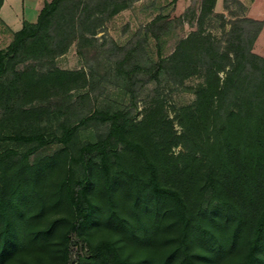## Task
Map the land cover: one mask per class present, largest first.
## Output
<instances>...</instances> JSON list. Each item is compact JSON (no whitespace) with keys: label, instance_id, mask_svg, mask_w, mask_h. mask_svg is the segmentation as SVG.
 Wrapping results in <instances>:
<instances>
[{"label":"trees","instance_id":"1","mask_svg":"<svg viewBox=\"0 0 264 264\" xmlns=\"http://www.w3.org/2000/svg\"><path fill=\"white\" fill-rule=\"evenodd\" d=\"M134 1H46L36 23L13 34L0 49V141L46 143L40 135H22L19 125L38 121L52 110L65 116L61 135L53 136L64 144L72 141L80 126L105 125L95 142L78 149L76 163L83 177L59 181V196L73 216L63 236V264L75 251V234L84 232L91 264H158L122 256L110 239L89 240L86 227L94 207L89 178L101 183L107 203L104 216L110 223L130 222L134 214L141 215L140 197H145L144 206H158L161 215L169 216L167 226L173 232L166 239L160 264H197L196 259L264 264V56L253 51L264 22L233 11L224 37L218 38L205 30L217 0H199L196 9L189 8L183 15L195 19V29L179 38L167 56L145 59L140 41L129 48L113 44L115 50L125 51L116 63L131 100L138 82L160 81L162 74L174 85L193 76L200 79L193 102L175 107L173 118L160 103L148 117L135 122L129 112L93 109L88 91L67 100L87 80L83 70L61 68L56 58L74 41L83 53L104 22ZM230 4L245 9L240 0H224V7ZM168 24L163 14H157L145 25L141 41L147 35L158 40ZM6 128L11 135L4 133ZM29 153L9 150L0 155V264L28 245L39 247L43 235L46 239L40 246H46L54 227L69 221L51 219L25 237L26 220L36 219L40 211L36 205L29 206L32 199H42L37 191L42 167L57 164H44L35 178L27 180ZM93 157L100 165L93 164ZM123 179L131 185L133 196L119 209L112 197L114 185L124 183ZM76 259L77 264H89L82 262L80 251Z\"/></svg>","mask_w":264,"mask_h":264},{"label":"rangeland","instance_id":"2","mask_svg":"<svg viewBox=\"0 0 264 264\" xmlns=\"http://www.w3.org/2000/svg\"><path fill=\"white\" fill-rule=\"evenodd\" d=\"M198 3L199 0H175L174 2L172 0H138L129 8L107 19L100 31L92 37L91 44L83 48V53L78 52L77 41H74L64 54L56 58V64L64 69L83 70L87 84L84 88L73 89L67 95V100L75 99L78 94L88 91L93 109L110 113L129 112L135 122L148 117L152 108L160 103L168 116L173 118L175 107L189 105L193 102L195 86L200 79L193 76L182 84L174 85L168 81L166 75L162 74L160 81L151 80L144 85L138 82L135 85V97L131 100L130 93L125 89V80L117 69L116 63L125 51L115 50L113 44L129 48L140 41L145 59L157 60L159 55L167 56L179 38L195 29V19L190 21L188 18H183V15L189 8L196 9ZM233 11L239 14L243 13L245 16L247 14L245 9L239 10L234 4H230L226 8L224 0H217L215 14L210 15L206 20L205 30L218 38H223L224 32L229 27L227 21L233 18L231 14ZM157 14H163L165 21H168L169 24L161 31L158 40L147 35L146 39L141 41L144 38L145 25ZM219 14H222L223 17H220ZM249 17L260 18L264 22V0L254 2ZM253 51L264 56V28L253 44ZM64 118V114L52 110L38 121L24 122L19 125L22 135L37 134L47 140L46 143L41 144L37 140L8 139L0 141V155L9 150H15L18 154L30 151L27 157V169L30 172L27 175V180L35 178L36 174L41 172L40 169L44 164L57 163L54 164V168L53 166L42 167L43 171L37 182V191L42 199L40 201L37 198V202L32 199L29 206L31 209L36 205L40 211L36 219L26 220V224L23 226L26 231L25 237H28L30 230L44 227L51 219L63 217L69 220H62L54 227L45 247L40 246L46 239V236L43 235L38 239L39 247L34 245L29 247L28 245L27 249L20 250L6 264H27L37 261L43 264H63L62 252L65 246L63 236L73 216L69 213L70 211L68 212V208L59 196V181L63 178L75 180L83 177L84 171L76 163L78 149L88 142H95L105 128L104 124L99 123L88 127L80 126L72 141L64 144L53 140V136L61 135V124ZM174 129L179 133L180 127L176 121H174ZM4 133L12 134L10 128H6ZM178 149L179 147H173L172 150L176 152ZM93 164L100 165L98 157H93ZM85 172L87 173V171ZM89 179V199L94 206L92 220L86 227L89 240L95 243L99 239H110L114 241L122 256L132 260L150 259L160 264L161 256L167 249L166 239L169 233L173 232V227L167 226L170 221L169 216L161 215L158 206L154 207L150 203L144 206L145 197H140L138 207H140L141 215L134 214L130 222L120 220V222L110 223L104 216L107 211V203L103 198L101 183ZM126 182L114 185L115 192L112 199L117 203L119 209L122 205L129 203L133 196L131 185ZM33 193L34 191L30 194ZM120 214L124 217L128 215L123 209ZM25 239H27L26 244L30 243L28 238ZM87 242L85 232L76 233L75 251L68 253L65 264H77L76 254L78 251L84 255L82 262L91 264ZM196 262L197 264H215L205 259H196ZM226 264H230V262Z\"/></svg>","mask_w":264,"mask_h":264},{"label":"crops","instance_id":"3","mask_svg":"<svg viewBox=\"0 0 264 264\" xmlns=\"http://www.w3.org/2000/svg\"><path fill=\"white\" fill-rule=\"evenodd\" d=\"M51 0H2L0 3V49L12 40L13 34L26 24L37 21L45 2ZM138 0L134 1L136 3ZM245 7L246 16H250L256 0H240ZM217 5V2H216ZM260 19V18H259ZM264 28V25H263ZM262 28V30H263Z\"/></svg>","mask_w":264,"mask_h":264}]
</instances>
